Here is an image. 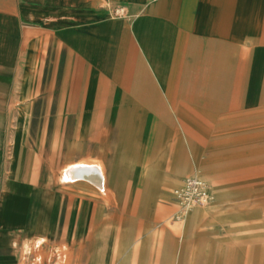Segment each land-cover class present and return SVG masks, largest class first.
I'll use <instances>...</instances> for the list:
<instances>
[{
	"label": "rangeland",
	"instance_id": "rangeland-1",
	"mask_svg": "<svg viewBox=\"0 0 264 264\" xmlns=\"http://www.w3.org/2000/svg\"><path fill=\"white\" fill-rule=\"evenodd\" d=\"M49 52L30 67L16 66L13 77L0 82V180L10 160L8 180L13 168L20 169L21 142L22 162L32 171L19 170V178L22 174L40 188L62 189V235L31 252L43 259L37 263L58 264L59 255L60 264H264V60L252 76L250 107L238 88V101L245 106L237 107L235 117L201 124L174 118L169 125L156 123L150 113L162 98L148 76L108 71L105 80L128 82V90L118 84L112 92L104 84L92 108L96 70L76 68L64 50ZM114 54L110 47L103 53L107 66H113ZM206 56L205 68L213 63V56ZM233 64L237 70L231 74L227 59L218 55L215 76L177 75L176 82L200 83L204 94L227 98L228 84H244L241 62ZM18 86L25 87L27 97L19 99ZM135 93L142 107L133 99ZM176 94L175 100L184 98ZM92 160L104 163L107 189L88 185V196L97 202L88 203L85 235L68 244L65 229L73 202L57 181L67 183L63 174L68 165ZM176 174L182 181L202 177L208 199L177 196ZM194 205L209 210L194 214L187 208ZM77 216L79 231L84 223L79 209ZM117 246L124 249L119 256Z\"/></svg>",
	"mask_w": 264,
	"mask_h": 264
},
{
	"label": "crops",
	"instance_id": "crops-1",
	"mask_svg": "<svg viewBox=\"0 0 264 264\" xmlns=\"http://www.w3.org/2000/svg\"><path fill=\"white\" fill-rule=\"evenodd\" d=\"M115 6L125 7L126 14L117 16ZM105 47L115 53L112 67L102 59ZM53 50H64L66 59L76 68H89L92 73L96 70L92 108L97 106V93L104 84L112 92L118 84L124 92L128 90V82L105 80L108 71L143 73L162 98L150 111L156 123L170 125L174 118L184 124L219 123L221 116L235 117V110L243 105L238 101V88L243 89L241 97L245 92L247 107L252 105V76L264 60V0H0V82L7 83L16 66L30 67ZM206 54L213 56V63L207 68ZM218 55L227 59L231 74L237 70L233 60H239L244 76V84L227 85V98L204 94L206 90L200 83L176 82L177 75L200 77L208 72L215 76L219 68L213 65ZM89 86L90 80L86 92ZM18 88L19 99L28 96L25 87ZM176 93L184 98L175 100ZM133 99L142 107L138 94H133ZM22 157L20 142V169L13 168V179L8 180L10 160L6 175L0 180V264H39L43 259L30 255L31 252L62 235L58 223L62 189L40 188L22 174L19 178V170L32 171L31 166L25 169ZM100 162H76L65 168L64 175L80 164L95 165L104 176L102 188L89 180L57 181L73 202L65 229L68 244L75 242L76 235H85L88 203L97 202L88 196V185L100 192L107 189L106 167ZM181 177L174 175L173 190L182 188ZM78 209L84 221L79 231ZM191 210L204 215L209 209L194 205ZM123 250L117 246L115 255Z\"/></svg>",
	"mask_w": 264,
	"mask_h": 264
},
{
	"label": "bare ground",
	"instance_id": "bare-ground-1",
	"mask_svg": "<svg viewBox=\"0 0 264 264\" xmlns=\"http://www.w3.org/2000/svg\"><path fill=\"white\" fill-rule=\"evenodd\" d=\"M239 65V64H238ZM242 76V74H241ZM242 81V80H241ZM240 92V91H239ZM240 97V96H239ZM21 117H25L24 112H21ZM96 161V160H94ZM80 162V161H79ZM92 163V161H91ZM101 163V162H100ZM74 165V164H73ZM71 165V166H73ZM76 165V164H75ZM95 166V165H94ZM92 166H84L83 164H80L79 166H75V168H71L69 169L65 175H64V179L65 180H80V181H91L94 182V184H96L98 187L102 188L103 187V173L99 170V168ZM101 166V165H100ZM105 166V165H104ZM68 167H70L68 165ZM105 171V170H104ZM106 173V172H105ZM185 191V180L183 181V186L182 188L176 189L175 192L178 195L182 196V193ZM186 207V206H184ZM189 209H191L192 207H187Z\"/></svg>",
	"mask_w": 264,
	"mask_h": 264
},
{
	"label": "built area",
	"instance_id": "built-area-1",
	"mask_svg": "<svg viewBox=\"0 0 264 264\" xmlns=\"http://www.w3.org/2000/svg\"><path fill=\"white\" fill-rule=\"evenodd\" d=\"M117 16L126 14L125 7L117 6L114 9ZM183 198L191 201H206L209 197L208 189L205 180L198 175L188 176L185 180V191L182 193Z\"/></svg>",
	"mask_w": 264,
	"mask_h": 264
}]
</instances>
